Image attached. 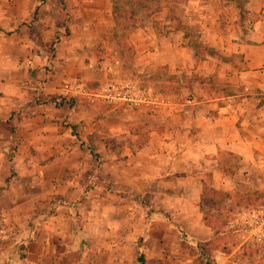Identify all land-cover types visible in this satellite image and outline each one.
Returning <instances> with one entry per match:
<instances>
[{"label": "crops", "instance_id": "obj_1", "mask_svg": "<svg viewBox=\"0 0 264 264\" xmlns=\"http://www.w3.org/2000/svg\"><path fill=\"white\" fill-rule=\"evenodd\" d=\"M126 75L165 104L40 99ZM263 93L264 0H0V177L10 162L33 185L0 264H206L201 193L264 197ZM45 192L78 215L39 213ZM241 245L208 264H264Z\"/></svg>", "mask_w": 264, "mask_h": 264}, {"label": "rangeland", "instance_id": "obj_2", "mask_svg": "<svg viewBox=\"0 0 264 264\" xmlns=\"http://www.w3.org/2000/svg\"><path fill=\"white\" fill-rule=\"evenodd\" d=\"M117 7V6H116ZM120 9L115 10L116 12H119ZM121 12V11H120ZM125 31L121 30L118 33V39L119 41H123L125 39ZM48 51H51V45L48 44L47 46ZM98 50L95 49V52ZM98 53V52H97ZM97 55V54H96ZM125 58L123 60L122 68L128 73L129 64H128V57L127 53L125 54ZM48 67H45V71H47ZM109 75V73H108ZM127 75L125 78H113L112 76H106L102 80H91V82L88 86L85 84L87 82H83L85 84V87L87 90H90L91 92H95L98 94L100 91V87L102 85H105L106 83H117L120 85L119 87L124 86H130L132 90L136 93L140 92L139 94H142V96L134 95V92L131 95V100L137 99L136 101L126 100V101H117L114 103H105L102 102L100 97H88L83 95H76V96H69L66 94L61 93L60 91L51 94L53 96H59L57 100H60V98H64L66 101H72V106H94L99 108H110V107H121V108H137L139 110H142L145 105L149 106L148 108H154V104H145L143 99L146 95L143 92V83L142 81H138V84H133L131 81L126 80ZM62 82L60 86L63 84ZM152 94H159L158 92ZM160 95V94H159ZM162 96V95H161ZM40 99H42L43 102L47 103L48 101L44 100V96H41ZM165 99V98H164ZM167 99V98H166ZM139 100V101H138ZM51 103V102H50ZM64 103V102H63ZM62 103V104H63ZM66 104V103H64ZM67 105V104H66ZM141 125V124H140ZM73 131V130H72ZM146 135V134H145ZM142 134V136H145ZM112 140V139H111ZM110 140V141H111ZM11 163H8V175L5 177H0V216H3L5 218L3 227L4 229L11 227V225L14 226L15 222L22 221L24 216L30 213L31 211L29 209H24L20 207L17 209L13 206V204L17 200H25L28 198L29 194H20L19 192L25 191L26 188L28 190H31L33 188L31 177H17L16 171L13 167V165H10ZM35 188V187H34ZM40 190H43L39 187ZM41 194L40 198L38 199L39 202V213H44L47 216H53L59 211L62 214H66L67 211H71V216L76 217L78 214V210H72L67 209V204H64L61 200V198L56 195H49L47 192ZM228 198V199H227ZM227 198H215L211 202H207L206 207L209 208V210L204 211V214H206V220L210 223L212 226V230L214 232L213 239L210 241L205 240L201 241L199 243L200 252L203 253L205 257V261H208L210 263V248H212L214 245H217L219 247H228L232 245L239 244L240 240L238 238V231L229 225V220L232 219L235 212H237L240 209L244 208H250L255 206L256 204L262 203V200L259 196L256 194L251 193H239L235 192L231 196H228ZM74 203V202H72ZM75 204V203H74ZM60 205L61 207L57 208V206ZM57 208V209H56ZM214 208H218L217 211L214 210ZM7 240L6 239H0V249H4L7 247L6 245ZM264 243V242H262ZM228 244V245H227ZM260 244V243H259ZM244 246L245 245H241ZM9 258V257H8ZM5 264V263H2Z\"/></svg>", "mask_w": 264, "mask_h": 264}, {"label": "built area", "instance_id": "obj_3", "mask_svg": "<svg viewBox=\"0 0 264 264\" xmlns=\"http://www.w3.org/2000/svg\"><path fill=\"white\" fill-rule=\"evenodd\" d=\"M21 85H24L21 83ZM117 83H106L100 87V92L96 94L87 90L84 83H69L64 82L60 87L59 91L69 96L83 95L88 97H100L102 102L107 104L114 103L117 101H128L131 100V95L134 92L130 86L119 87ZM144 92V91H143ZM140 92H134V95L142 96ZM145 93V92H144ZM144 96L145 104H154L156 106L165 104V99L159 94H147ZM264 94V93H263ZM137 99L131 100L136 101ZM139 101V100H138ZM5 218L0 216V237L4 231ZM229 225L234 227L238 231V238L240 243L253 247L256 244L264 242V203H259L250 208L240 209L234 213Z\"/></svg>", "mask_w": 264, "mask_h": 264}, {"label": "trees", "instance_id": "obj_4", "mask_svg": "<svg viewBox=\"0 0 264 264\" xmlns=\"http://www.w3.org/2000/svg\"><path fill=\"white\" fill-rule=\"evenodd\" d=\"M99 61H100V59L98 58V56H96V62L98 63ZM90 83L91 82H87L85 84L88 86ZM58 98H59V96H53L51 94H48V95L44 96V100L53 103V105L55 107L60 106L63 102L66 103L67 106L71 107L72 101H70V100L66 101L64 98H60V100H57ZM134 132L138 133V135L142 136V134L145 135L147 133V130H144L143 125H137L134 128ZM140 145L141 144H138L136 147H140ZM251 194H256L257 196H259L261 198V200H262V203H264V197H263L262 193H251ZM223 197L227 198L228 195H226V194H224L222 192L214 191L212 189H207V190H205V191H203L201 193V198H200V201H199V211L201 212L203 224L205 226H208L211 229H212V226L206 220V214H204V211L209 210V208L206 207V204H207V202L209 203V202L213 201L215 198H223ZM214 210L217 211L218 208H214ZM208 263L209 262L206 261V264H208Z\"/></svg>", "mask_w": 264, "mask_h": 264}]
</instances>
